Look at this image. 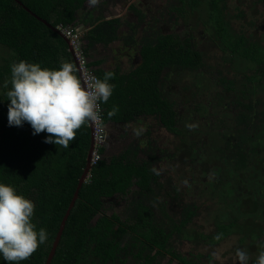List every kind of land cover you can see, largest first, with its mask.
I'll return each mask as SVG.
<instances>
[{
	"label": "trees",
	"instance_id": "trees-1",
	"mask_svg": "<svg viewBox=\"0 0 264 264\" xmlns=\"http://www.w3.org/2000/svg\"><path fill=\"white\" fill-rule=\"evenodd\" d=\"M86 1L0 0V47L9 51V56L0 63V182L12 185L35 203L33 223L37 230L47 231L46 242L20 264L46 263L87 166L93 131L91 122H86L65 148L45 143V137L51 134L33 135L27 122L23 126H9L10 101L5 93L11 86V65L26 60L58 69L62 62H71L80 78L69 44L54 28L60 25L76 28ZM202 2L187 0L184 4L195 9ZM212 2L217 11L212 12L206 22L221 46L222 66L228 64L226 73L219 71L218 77L210 78L199 75L200 66L204 64L203 54L190 41L175 40L172 36L156 40L144 38L139 42L143 57L139 67L129 72L119 67L96 70L101 79L106 72L114 74L110 80L114 85L112 96L107 103L101 102L104 124L126 130L138 123L147 127L148 120L151 126L145 132L141 130L143 135L149 136L160 125L177 137L185 135L189 128L180 123L177 99L160 87L161 74L164 70L166 83L175 69L180 74L196 72L195 80L187 88L191 89L194 100L199 101L196 108L201 115L209 116L213 122L208 127L205 124L206 129L200 133L196 130L195 138H188L186 145L182 139L181 148L186 146L190 152H195L196 183L212 198L211 204H217L220 217L214 233L209 235L198 229L196 239L215 246L232 236L238 238L241 246H264V37L257 35L255 26L234 28L231 22L217 16L216 13L223 12L219 8H224L227 0H209ZM186 13L181 11L183 17ZM81 21L86 22V18ZM100 21L98 26L93 21L96 28L86 36L89 42L85 52L89 59H93L90 49L96 43L108 45L122 38L117 20ZM124 39L131 42L130 37ZM94 63L93 59L90 65ZM207 79L213 83H204ZM207 85L208 90L202 89ZM213 86L215 90L210 93ZM108 148L107 144L102 146L101 156ZM155 148H158L157 141L155 145L132 144L127 153L124 151L109 160L100 159L93 165L51 264H112L127 228L139 234L133 237L137 241L142 237L141 244L151 242L150 245L165 247L168 241L165 228L157 227L150 214L143 216V212L150 211L142 209L145 204L141 202L136 203L137 217H133L134 221L127 224V228L117 227L116 221L107 214L99 217L100 213L104 214L106 201L114 196H125L132 191L134 197L155 196V187L151 185L157 181L153 167L158 163ZM145 149L151 151L149 159L139 156V150ZM142 252L139 251L138 257ZM145 257L149 258L148 262L153 260ZM0 264L8 262L0 257Z\"/></svg>",
	"mask_w": 264,
	"mask_h": 264
},
{
	"label": "flooded vegetation",
	"instance_id": "flooded-vegetation-1",
	"mask_svg": "<svg viewBox=\"0 0 264 264\" xmlns=\"http://www.w3.org/2000/svg\"><path fill=\"white\" fill-rule=\"evenodd\" d=\"M184 1L187 0H87L84 4L83 9L80 11V21H78L76 27L80 28L81 40L84 50L87 49L88 39L86 38L87 33L93 30L101 22H113L118 21V32L122 35V38L108 45L104 43H96L93 48H89L90 52L95 61L92 67L96 70L109 71L116 68H120L123 71L129 72L134 68L139 67L142 64L141 44L139 43L142 39H153L156 40L158 37L172 36L175 40L179 39L183 42L190 41L193 46H196L197 50L203 54L204 64L200 66L199 75L209 76L211 71H207L205 65V54L200 49L201 42L203 40H210L220 51L222 56V49L219 47V43L215 40L208 27L209 19L212 16V12H216L213 8L214 4L209 3V0H203L195 9H189ZM245 0H227L224 4V8L220 6L223 12L220 14L216 13L220 18H224L225 21L231 22L234 28L240 26H249L247 24V16L245 12L239 11L236 13L235 9L239 6L236 4L243 3ZM264 3V0H258V4ZM124 4L127 8L124 9ZM222 4V2H221ZM216 5V4H214ZM264 7V6H263ZM185 10H188L187 13ZM181 11L186 13V16L181 15ZM86 18V22L81 21ZM96 21V24H93ZM235 22H238L240 26H236ZM254 20L251 21V24ZM259 25V24H258ZM259 37H262L260 26H258ZM130 37V43L126 42L124 37ZM131 38H134L131 40ZM223 66L227 67L228 64ZM222 66V67H223ZM219 71L211 72L215 73V76H219ZM164 70L162 71V79L160 81V87L163 91L169 93L168 95L176 100V108L181 115L180 123L184 127L192 129L185 135H176L166 131V129L160 125L157 131V137L160 141L164 136H167L166 140L171 137V143L168 146H164L162 142L154 139L153 132H150L149 136L142 134L141 125L138 123L135 126L126 127V130L121 127H109L105 125V141L104 145H111L112 138L108 131L112 128L118 130L117 132L125 134L124 139L116 140L118 145L109 148L101 156V160L117 156L119 157L124 151L128 152V147L132 144H152L155 145L157 141L158 148H155V153L158 158V163L154 164L157 181L151 182V185L155 187V196L146 197H134L132 196L133 191L130 194L122 196H114L109 198L105 203L104 214L100 213L99 217L109 215L111 219L122 229L127 228V224H132L133 217H137L136 203L141 202L145 204L142 208H148L150 212H143L150 214L154 224L160 229L165 228L166 235L168 236L167 244L164 248L159 245L141 244L133 237L139 236L138 233L132 232L131 229L127 228V232L120 238V245L115 251L114 259L112 264H213L214 263V249L219 245H222L228 241H232L235 244L236 249H242L247 252L249 260L256 261L258 254L256 250L263 248L264 246L259 245L252 247L241 246L238 238H227L219 242L215 246L207 243H201L198 241L197 233L198 229L205 232V234L214 233L219 220L218 207L212 209V212H208L209 204L206 199L212 201L208 196H202L206 194L203 192V186L200 188L196 183V175L198 167L196 165L197 159L195 158V152H190L186 146H183L182 139L185 145L188 143V138H195L196 130L200 133L203 129H206L205 124H210L212 119L207 116L204 117L197 109L198 100H191L194 97L191 89L188 90L187 85L194 81L196 72L188 71L185 74H180L177 69L173 71V75L169 78V81L165 82ZM223 73H226L223 71ZM185 75V76H184ZM184 76V77H183ZM189 78V79H188ZM208 79L204 81L207 83ZM209 85L202 89L208 90ZM187 89V90H186ZM165 91V92H166ZM205 103H207L205 101ZM178 105V107H177ZM124 130V131H123ZM142 130V131H141ZM147 130V129H146ZM208 132V128H207ZM125 140V141H123ZM148 153L150 150L145 149L139 150V156L145 159H149ZM196 159V161H195ZM186 185V188L183 186ZM134 188L132 187V190ZM202 192L198 193L197 191ZM215 199L213 200V202ZM135 202V203H133ZM208 204L207 205H205ZM216 204V202H215ZM211 205V203H210ZM217 206V204H216ZM197 207V210H196ZM137 210V209H136ZM204 212L206 214H204ZM140 215V214H138ZM223 218V214L221 219ZM189 220V221H188ZM200 220H204V227L212 225L213 231L207 227L200 226ZM183 221H188L184 223ZM200 221V222H199ZM202 223V222H201ZM162 226V228H161ZM232 237V239H231ZM135 249H134V248ZM210 250H203L205 248ZM150 249H152L150 251ZM142 252V256L138 257L139 251ZM237 251V250H236ZM235 251V252H236ZM264 251V250H263ZM234 252V253H235ZM150 256L153 260L148 262ZM213 260V263L211 262ZM211 262V263H210ZM253 263V262H251Z\"/></svg>",
	"mask_w": 264,
	"mask_h": 264
},
{
	"label": "clouds",
	"instance_id": "clouds-1",
	"mask_svg": "<svg viewBox=\"0 0 264 264\" xmlns=\"http://www.w3.org/2000/svg\"><path fill=\"white\" fill-rule=\"evenodd\" d=\"M112 72L104 77H91L82 86L71 62H62L58 69L40 63L19 60L11 65L7 120L9 126L29 123L33 135L46 132L45 143L67 148L76 137V130L97 119L98 104L107 103L114 85ZM192 129H189L191 131ZM35 203L12 186L0 182V257L8 264H20L46 242L47 231L37 230L33 223ZM240 264H248V254L237 249ZM255 264H264V251Z\"/></svg>",
	"mask_w": 264,
	"mask_h": 264
},
{
	"label": "rangeland",
	"instance_id": "rangeland-1",
	"mask_svg": "<svg viewBox=\"0 0 264 264\" xmlns=\"http://www.w3.org/2000/svg\"><path fill=\"white\" fill-rule=\"evenodd\" d=\"M236 4L239 6L238 9L236 10V13H238L239 11H243L245 12L246 16H247V24L246 25H251V26H255V28L258 30V26H260V30L263 31L262 32V36L264 37V3H260L258 4V0H245L243 3L238 4L236 2ZM127 6L126 4H124V9H126ZM254 20V22L251 24V21ZM236 26H240L238 22H235ZM259 24V25H258ZM243 26V25H242ZM256 30V31H257ZM254 32V30L252 31V33ZM257 35L259 36V32H256ZM204 54H205V65L207 67V71H211V72H216L219 69L225 71L227 67L223 66V57L220 55V51L218 50V48L213 45L210 40L207 38V40H203L201 42V48H200ZM9 56V51L3 47H0V63L3 62V59ZM211 72L208 74V78L212 77V75H215V73ZM209 84L213 83L212 80L207 81ZM215 90V87L213 86L209 92H213ZM190 95H192L191 93H189ZM191 100L194 101V99L192 98ZM150 120V119H149ZM147 122V127L142 126L141 125V129L145 132V130L148 128V126H151V122H149L148 120ZM113 128V127H112ZM112 128L108 131L109 134H111L112 138V143L109 146V148H113L114 145H118V143L116 142V140H120V139H124L125 134L123 133L122 135H120L121 133L117 132L118 130H115ZM124 131V130H123ZM157 131H158V127L155 129V131L153 132V136L154 139H157L160 141V138L157 137ZM167 136H164V140L162 139L160 142H162V144L165 146H168V143H171L172 138L168 136V138L170 140H166ZM108 148V149H109ZM183 188H186V185L183 186ZM198 193L202 192L201 190L197 191ZM202 196H206L205 194H201ZM208 201L209 204V210L208 212H212V209L217 207L214 204H211V201H209V199H206ZM208 204L205 203V205L208 206ZM212 207V209H211ZM204 214H206L204 212ZM202 223H201V222ZM200 226L204 227V220H200ZM212 226V225H211ZM210 225H207L206 227L211 231H213L214 229L211 228ZM204 227V228H206ZM233 242L235 241V239L232 240ZM232 241H228L222 245H219L218 247H216L214 249V263L213 260L211 261L213 264H240V261L238 259V257L236 256V247L235 244ZM203 250H210L208 247L203 249ZM264 250V247L259 248L256 250L257 255L262 252ZM235 252V253H234ZM210 262V263H211ZM253 262V263H251ZM248 264H255L254 261L250 260L248 261Z\"/></svg>",
	"mask_w": 264,
	"mask_h": 264
},
{
	"label": "built area",
	"instance_id": "built-area-1",
	"mask_svg": "<svg viewBox=\"0 0 264 264\" xmlns=\"http://www.w3.org/2000/svg\"><path fill=\"white\" fill-rule=\"evenodd\" d=\"M60 31L70 40V46L74 51V59L77 63V69L80 75L82 86H87L91 82V77H98L95 69L90 65V60L82 45L81 33L72 26H59ZM97 119L90 121L93 131L94 150L92 154V165H95L101 158V148L105 141V124L103 118L102 104L97 107Z\"/></svg>",
	"mask_w": 264,
	"mask_h": 264
},
{
	"label": "water",
	"instance_id": "water-1",
	"mask_svg": "<svg viewBox=\"0 0 264 264\" xmlns=\"http://www.w3.org/2000/svg\"><path fill=\"white\" fill-rule=\"evenodd\" d=\"M19 3L22 4L20 1H19ZM26 9L29 12H31L30 9H28V8H26ZM31 13L35 17H37L39 20L43 21L45 24H47L48 26H50L51 28H53L48 21L44 20L43 18H41L40 16H38L37 14H35L33 12H31ZM54 29H55V31H57L58 33H60L65 38V40L69 44V50H70V52L72 53V55L74 57V51H73L72 47L70 46V40L60 31L59 26L58 27H55ZM76 29L78 30V32L82 33V31H80V28L79 27H76ZM89 60H90V62L93 61V59H89ZM76 68H77V63H76ZM90 126L92 127L91 124H90ZM93 150H94V139L92 140V145H91V148H90V152L88 154L87 166H86V168L84 170V173H83V175H82V177H81V179L79 181L78 187H77L76 192L74 194V197H73V199L71 201V204H70V206H69V208H68V210H67V212H66V214H65V216H64V218L62 220V223H61L59 232L57 234V237H56L55 242L53 244L52 250H51V252H50V254H49V256H48L47 261H46L45 264H51L52 263V261L54 259V256L56 254V251H57V249L59 247L60 241L62 239L63 233L65 231L66 224H67V221H68V219L70 217L71 211L74 208V206H75V204H76V202H77V200L79 198L80 190H81L82 186L88 181L89 175L91 174V171L93 169V165H92V154H93Z\"/></svg>",
	"mask_w": 264,
	"mask_h": 264
},
{
	"label": "crops",
	"instance_id": "crops-1",
	"mask_svg": "<svg viewBox=\"0 0 264 264\" xmlns=\"http://www.w3.org/2000/svg\"><path fill=\"white\" fill-rule=\"evenodd\" d=\"M78 23V22H77Z\"/></svg>",
	"mask_w": 264,
	"mask_h": 264
}]
</instances>
